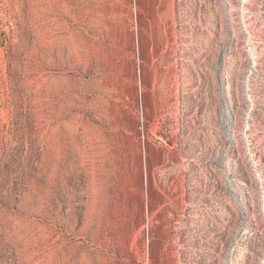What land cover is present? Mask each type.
Returning a JSON list of instances; mask_svg holds the SVG:
<instances>
[{"label":"rangeland","instance_id":"1","mask_svg":"<svg viewBox=\"0 0 264 264\" xmlns=\"http://www.w3.org/2000/svg\"><path fill=\"white\" fill-rule=\"evenodd\" d=\"M57 241L264 264V0H0V264Z\"/></svg>","mask_w":264,"mask_h":264},{"label":"bare ground","instance_id":"2","mask_svg":"<svg viewBox=\"0 0 264 264\" xmlns=\"http://www.w3.org/2000/svg\"><path fill=\"white\" fill-rule=\"evenodd\" d=\"M119 205V204H118ZM93 207H95V206H93ZM95 210V209H94ZM97 212V211H96ZM94 213H95V211H94ZM117 214V213H116ZM89 215H90V209H89ZM86 220L83 222L84 224H83V226L81 227V229H82V231L80 232V235H83L84 236V238L86 239V240H89V239H93L95 242H99V243H101L100 244V246H101V249L105 246V247H107V251H108V249H111V248H114V246L113 247H111V245L110 244H108V243H105L104 242V237H106V235H105V233H103L102 232V229H101V221L100 220H98V221H100L101 223H99L98 221V223L99 224H97V227H96V229H95V234H93L92 232H91V229L89 228V225L91 224V222H90V219H89V217H88V215H86ZM100 219V218H99ZM112 219V218H111ZM108 222V221H107ZM131 222V221H130ZM94 224V223H93ZM104 224V223H103ZM102 224V225H103ZM110 224V223H109ZM108 224V225H109ZM120 224H121V220H119V219H117V220H115V221H112L111 222V229H107L108 231H109V233H108V235H109V239H110V242H112V243H115L116 242V240L119 238L118 236H119V231H117L118 229L117 228H119L120 227ZM127 224V223H126ZM96 225V224H95ZM100 225V226H99ZM130 225V224H129ZM129 227V226H128ZM106 228V227H105ZM109 228V227H108ZM130 228H131V225H130ZM129 229V228H128ZM106 230V231H107ZM126 230V229H125ZM131 230V229H130ZM123 233V232H122ZM127 233H128V231H127ZM130 233H132V232H130ZM130 233H128V235L130 234ZM127 235V236H128ZM131 235V234H130ZM134 235V234H133ZM127 238V237H126ZM128 240V243L130 244V247H131V249L133 248L132 246H133V237L131 238V237H129V238H127ZM107 240H108V237H107ZM106 241V240H105ZM63 242V241H62ZM125 242V241H124ZM127 243V244H128ZM134 243H135V240H134ZM126 244V243H125ZM126 244V245H127ZM57 245H58V241H57ZM86 246V245H85ZM75 247V246H74ZM58 251L56 252L57 254H56V260H55V263L56 264H73L74 262H79L80 264H87L86 263V254L83 252V254H80L78 257H76L74 254H72L71 252H72V249H73V246L72 245H70V243L68 242V241H65V242H63V243H61V244H59L58 245ZM83 250L85 251V252H88V248L87 247H84L83 248ZM73 251H74V249H73ZM114 251H116L115 249H114ZM79 252V251H78ZM74 253V252H73ZM116 253V252H115ZM95 257L99 260V262L101 263V264H115L114 263V259L112 260L111 258H107L106 256H104V254L101 252V250H98V251H96V255H95Z\"/></svg>","mask_w":264,"mask_h":264}]
</instances>
